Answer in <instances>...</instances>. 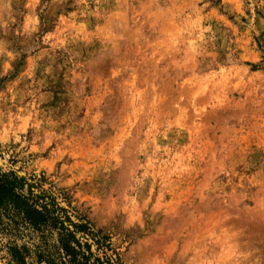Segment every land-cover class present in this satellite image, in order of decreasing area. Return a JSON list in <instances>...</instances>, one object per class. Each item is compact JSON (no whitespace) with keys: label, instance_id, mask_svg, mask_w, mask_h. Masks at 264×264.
Returning <instances> with one entry per match:
<instances>
[{"label":"rangeland","instance_id":"obj_1","mask_svg":"<svg viewBox=\"0 0 264 264\" xmlns=\"http://www.w3.org/2000/svg\"><path fill=\"white\" fill-rule=\"evenodd\" d=\"M0 169L117 264H264V0H0Z\"/></svg>","mask_w":264,"mask_h":264},{"label":"trees","instance_id":"obj_2","mask_svg":"<svg viewBox=\"0 0 264 264\" xmlns=\"http://www.w3.org/2000/svg\"><path fill=\"white\" fill-rule=\"evenodd\" d=\"M44 185L43 176L27 179L0 169V236L9 238L7 264H117L107 238H96L83 220L74 223Z\"/></svg>","mask_w":264,"mask_h":264}]
</instances>
